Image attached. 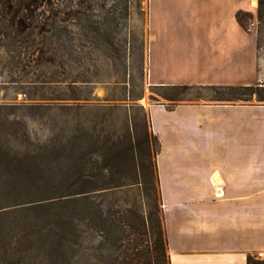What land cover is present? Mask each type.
I'll return each instance as SVG.
<instances>
[{
    "label": "trees",
    "instance_id": "1",
    "mask_svg": "<svg viewBox=\"0 0 264 264\" xmlns=\"http://www.w3.org/2000/svg\"><path fill=\"white\" fill-rule=\"evenodd\" d=\"M59 1L0 0V86L14 87L29 100L17 106H51L59 101L62 108L87 107L95 84L88 65L94 60V51L104 47L112 57L117 54L118 60L132 52L131 47L116 42L111 27L101 19H90L85 11L80 16L73 12L70 0ZM126 1L128 15L130 0ZM238 18L251 29L253 14L240 11ZM75 19L84 32L81 47L90 48L84 55L78 52ZM258 20L261 54L264 0H259ZM128 41L133 43L128 38L125 43ZM122 62L123 79L116 82L126 91L123 100L143 99V90L135 92L129 61ZM151 90V100L169 110L182 102L264 104V82L151 85ZM15 109L14 104H0V264H170L164 219L158 209L147 215L128 207L108 211L102 202L93 200L129 185L121 183L124 176H137L136 184H142L148 175L158 181L161 142L144 106L141 109L149 123H142V132L138 123H128L119 138L107 133L106 126L99 130L96 123H81L74 133L62 126L60 141L47 151L32 142L26 123H10V111ZM61 203L74 204L72 213L61 212L48 223L38 214L33 216ZM22 213L30 218L18 232ZM248 264L264 261L249 255Z\"/></svg>",
    "mask_w": 264,
    "mask_h": 264
},
{
    "label": "crops",
    "instance_id": "2",
    "mask_svg": "<svg viewBox=\"0 0 264 264\" xmlns=\"http://www.w3.org/2000/svg\"><path fill=\"white\" fill-rule=\"evenodd\" d=\"M240 11L253 14L251 29ZM259 0H148L152 85L264 82ZM170 264L264 261V104L148 106Z\"/></svg>",
    "mask_w": 264,
    "mask_h": 264
},
{
    "label": "rangeland",
    "instance_id": "3",
    "mask_svg": "<svg viewBox=\"0 0 264 264\" xmlns=\"http://www.w3.org/2000/svg\"><path fill=\"white\" fill-rule=\"evenodd\" d=\"M84 1L70 0L69 5L73 12H78L77 14L84 16L83 11H85L90 19L92 17L93 20L101 19L108 27H111L119 45L132 48L131 54L127 55L126 58L121 57V60L114 57L117 54L112 57L104 47L94 51L92 55L94 60L88 62V65H91V75L95 81L91 93L92 100L88 103V106L62 108L59 106V101L52 103L51 106H17L29 100H26L25 95L14 87L2 88L0 86V104H14L17 107V109L10 111V123H26L32 142L46 147L45 151H47V147L53 148L55 143L60 141L59 131L62 126H68L69 130H71L70 132L74 133L81 123L87 126H92L96 123L99 130L101 127L106 126L107 133L119 138L126 132L128 123H138L139 131L142 132V123H149V120L141 109V105L148 111V106L155 103L151 100L152 84L149 82L148 75V44L150 40V32L148 31V0H130L128 15L125 13L126 0ZM59 4H62V0L59 1ZM75 22L77 25L73 27L79 38L77 41V45H79L77 47L78 52L84 55L90 48L81 47V44L85 43V40L80 38L84 32L80 24H78L80 20L76 21L75 19L74 24ZM132 35L134 38L131 37ZM127 38L133 43H129V41L125 43ZM83 51L86 52L84 53ZM122 61H129L131 72L134 74L137 84L134 88L135 92L143 90V99L123 100L126 91L124 86L116 82L123 79L125 68ZM79 70L81 71L82 69L79 68ZM79 70H76L75 73L77 74ZM37 94L36 92V97L38 96ZM161 100L164 103H168L164 98H161ZM34 102L44 105L41 100ZM77 103L83 105L84 101H77ZM156 148L157 145H153V150ZM137 181V176H124L121 183L129 185L109 192L107 195L93 198V200L102 202L108 211L120 207H128L147 215L151 211L158 209V214L163 220L160 190L156 177H149L148 175L142 184H136ZM73 207L74 204L72 203L52 205L44 212H34L33 216L38 214L41 219L45 220L44 223H48L53 219L54 215H58L61 212L72 213ZM19 218L21 220L17 224V230L21 232L23 227H25L24 225L22 226V222L29 220L30 217H26V213H22ZM134 237L138 238V235L134 234Z\"/></svg>",
    "mask_w": 264,
    "mask_h": 264
}]
</instances>
